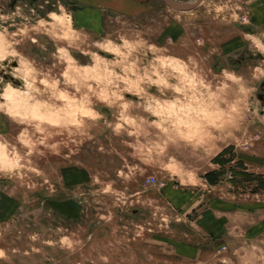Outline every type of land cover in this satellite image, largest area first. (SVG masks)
Masks as SVG:
<instances>
[{
  "label": "rangeland",
  "instance_id": "obj_1",
  "mask_svg": "<svg viewBox=\"0 0 264 264\" xmlns=\"http://www.w3.org/2000/svg\"><path fill=\"white\" fill-rule=\"evenodd\" d=\"M0 264H264V0H0Z\"/></svg>",
  "mask_w": 264,
  "mask_h": 264
}]
</instances>
